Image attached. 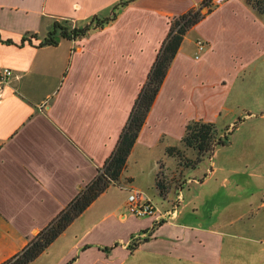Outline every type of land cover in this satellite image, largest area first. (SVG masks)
<instances>
[{
    "label": "crops",
    "instance_id": "1",
    "mask_svg": "<svg viewBox=\"0 0 264 264\" xmlns=\"http://www.w3.org/2000/svg\"><path fill=\"white\" fill-rule=\"evenodd\" d=\"M126 1L0 0V74L13 72L0 97V264L20 254L103 170L171 21L205 0H136L103 29L73 41L58 33L57 46L43 45L56 23L83 28ZM198 40L208 45L199 60ZM251 84L264 85V17L246 0H226L186 36L120 185L31 264H264V217H246L239 208L220 224L218 215L232 207L213 205L215 192L204 196L202 216L188 169L166 156L168 147H181L191 121L218 123L234 88ZM160 164L166 176L174 172L166 197L156 188ZM230 184L223 179L222 186ZM134 191L164 213L176 207V215L160 226L132 216L127 200ZM145 233L148 239L135 241Z\"/></svg>",
    "mask_w": 264,
    "mask_h": 264
},
{
    "label": "trees",
    "instance_id": "2",
    "mask_svg": "<svg viewBox=\"0 0 264 264\" xmlns=\"http://www.w3.org/2000/svg\"><path fill=\"white\" fill-rule=\"evenodd\" d=\"M135 1L121 2L114 8L110 17L105 19L94 17L83 28L71 29L66 25L67 23L65 25L56 23L54 30L49 33L43 45L57 46L58 33L62 38L73 41L86 37L92 31L103 29L117 19L122 8ZM211 2L212 0H205L199 8L193 9L171 21L169 35L158 54L146 84L141 90L128 124L120 137L118 146L106 162L103 170L47 228L31 240L20 254L3 264H31L36 261L111 186L120 185L128 160L167 78L168 72L188 33L201 23L208 14L213 12L203 13L205 8L210 7ZM246 2L264 17V0H246ZM11 43L9 42V44ZM228 142V136L220 134L215 123L191 121L186 127L185 135L181 140V147H168L166 156L176 159L179 168L184 170L195 169L205 158L213 156L218 148L226 146ZM185 150L195 152L196 158H189ZM162 168L160 164L156 188L160 196L166 197L171 188L172 180H170V176L164 174Z\"/></svg>",
    "mask_w": 264,
    "mask_h": 264
},
{
    "label": "rangeland",
    "instance_id": "3",
    "mask_svg": "<svg viewBox=\"0 0 264 264\" xmlns=\"http://www.w3.org/2000/svg\"><path fill=\"white\" fill-rule=\"evenodd\" d=\"M228 107L230 110L215 123L218 132L228 136V144L218 148L213 156L205 158L197 169H188L185 173L186 178L190 177L191 183H194L190 190L195 194L200 192L203 206L199 210L202 216L207 215L203 207L209 205L205 195L215 192L213 205H231L229 214L218 215L220 224L231 216L236 218L239 208L247 213L246 217L252 218V213H255L253 217H257V213L264 217L258 212L264 204V85L236 86ZM185 151L189 158H196L192 150ZM212 166L216 174L209 178ZM167 173L171 180L174 172L172 174L167 170ZM224 178L231 180V184L222 186ZM114 189L119 195L120 188ZM225 210L222 208L220 212ZM232 211L235 214H231Z\"/></svg>",
    "mask_w": 264,
    "mask_h": 264
},
{
    "label": "built area",
    "instance_id": "4",
    "mask_svg": "<svg viewBox=\"0 0 264 264\" xmlns=\"http://www.w3.org/2000/svg\"><path fill=\"white\" fill-rule=\"evenodd\" d=\"M226 0H212L210 7L204 9V13L207 14L208 11H214L218 6H220ZM197 52L195 58L199 60L201 56L206 51L208 45L203 40H198L196 43ZM13 75V72L10 69H5L0 74V97L2 96L5 86L8 84L10 77ZM127 206L129 213L137 218H151L156 222V226L162 225L168 219H173L176 215L177 208L173 207L168 212H162L158 206H156L146 195L143 193L134 191L132 192L127 200ZM150 235L145 233L140 236L135 241H140L142 239H148Z\"/></svg>",
    "mask_w": 264,
    "mask_h": 264
}]
</instances>
